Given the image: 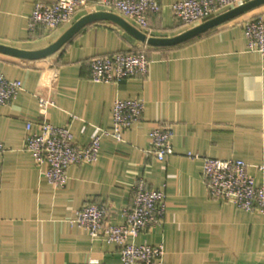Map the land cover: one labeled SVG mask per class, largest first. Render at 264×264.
<instances>
[{
    "label": "crops",
    "instance_id": "crops-1",
    "mask_svg": "<svg viewBox=\"0 0 264 264\" xmlns=\"http://www.w3.org/2000/svg\"><path fill=\"white\" fill-rule=\"evenodd\" d=\"M37 1L51 0H0V43L41 49L87 14L79 13L53 33L44 27L32 31L29 18ZM159 1L161 10L149 16L147 27L121 16L148 37H174L202 23L175 17L172 4L179 0ZM252 17L264 18V3L167 46L149 44L119 23L99 19L44 58L0 51V72L23 82L14 100L0 105V142L5 145L0 154V264H124L118 245L93 237L71 219L83 204L97 201L110 207L105 223L122 224L140 179L166 193L164 222L131 239L164 246L154 264H264V214L210 197L203 161L189 155L242 158L256 182L264 183L259 167L264 163V55L247 49L244 24ZM118 51L144 52L151 60L148 72L118 83L92 80L90 60ZM52 64L60 75L48 89L41 79ZM40 95L55 101L47 118L69 125L81 144L112 126L117 99L141 98L145 109L124 130L122 141L103 136L99 160L71 165L66 185L57 187L26 147L27 121L41 131ZM159 124L174 131V153L164 160L151 152L149 134Z\"/></svg>",
    "mask_w": 264,
    "mask_h": 264
},
{
    "label": "built area",
    "instance_id": "built-area-1",
    "mask_svg": "<svg viewBox=\"0 0 264 264\" xmlns=\"http://www.w3.org/2000/svg\"><path fill=\"white\" fill-rule=\"evenodd\" d=\"M246 0H179L172 4L175 17L186 24L203 22L218 13L236 7ZM159 0H51L37 1L29 18V28H46L53 33L73 21L81 12L89 13L105 9L132 19L140 26L147 27L149 16L161 10ZM247 49L264 55V18L252 17L244 24ZM151 60L144 52H112L101 54L90 60L91 78L98 82L118 83L123 79L146 74ZM60 75L59 66L52 64L44 71L41 84L52 88ZM23 88L19 78L10 79L0 72V105H7ZM55 105L52 97L39 96V112L43 116L41 131L33 130V121L26 123V147L36 163L45 165L43 174L57 187H64L71 165L99 160L103 136L123 140L125 129L136 124L145 109L141 98L117 99L113 108V123L86 144L78 143L69 125L58 126L47 118L48 109ZM171 125L159 124L150 131L151 152L164 160L174 153ZM5 145L0 142V154ZM203 161L202 177L207 193L214 199L227 201L236 207L264 214V183H257L249 172L247 161L242 158H219L198 153H189ZM264 171V163L260 166ZM1 170V164H0ZM133 204L124 209L122 224H107L105 219L110 211L104 202L90 201L78 209L72 223L88 230L93 237L102 236L105 241L120 247L124 264H154L164 254V246L148 243L136 244L131 241L144 229L161 225L165 220L166 193L149 187L144 179L133 187ZM91 264H98L92 262Z\"/></svg>",
    "mask_w": 264,
    "mask_h": 264
},
{
    "label": "water",
    "instance_id": "water-1",
    "mask_svg": "<svg viewBox=\"0 0 264 264\" xmlns=\"http://www.w3.org/2000/svg\"><path fill=\"white\" fill-rule=\"evenodd\" d=\"M262 3H264V0L245 1L244 3H241L240 5L230 8L226 11H223L215 15L214 17L205 20L201 24L191 29H188L187 31L179 35H176L174 37H148L146 33H144L141 29L131 24L121 15L113 11L98 10L94 12H89L83 15L82 17H80L60 37H58L53 43H51L50 45L44 48L27 50V49H21L0 43V51L14 54L27 59L44 58L58 51L77 31H79L86 24L99 19L113 20L119 23L120 25H122L123 27H125L126 29H128L139 39L143 41H147L149 44L164 45V46L175 45L184 42L190 38H193L213 27H216Z\"/></svg>",
    "mask_w": 264,
    "mask_h": 264
}]
</instances>
